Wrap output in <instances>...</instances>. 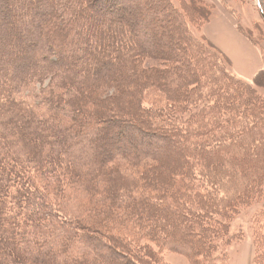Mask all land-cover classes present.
Here are the masks:
<instances>
[{
	"label": "trees",
	"instance_id": "16d2710c",
	"mask_svg": "<svg viewBox=\"0 0 264 264\" xmlns=\"http://www.w3.org/2000/svg\"><path fill=\"white\" fill-rule=\"evenodd\" d=\"M131 1L0 0V264H215L264 197V66L196 35L204 0Z\"/></svg>",
	"mask_w": 264,
	"mask_h": 264
},
{
	"label": "rangeland",
	"instance_id": "374dc122",
	"mask_svg": "<svg viewBox=\"0 0 264 264\" xmlns=\"http://www.w3.org/2000/svg\"><path fill=\"white\" fill-rule=\"evenodd\" d=\"M171 1L173 4L178 5L179 0ZM204 1L211 6L213 5L212 11L215 9H224L235 17L236 23L241 28L243 34L245 36L247 35L250 40L257 45L264 63V20L255 2L251 0ZM147 2H149V8L146 7L143 9L142 6H144L145 0L131 1V17L139 19L140 16L146 15V17H150L151 15H157L154 12H158V10L161 9L162 3L156 0H147ZM189 26L196 35L204 36L202 26L199 29L190 24ZM90 47H93L92 42L87 44V48ZM229 70L235 73L230 60ZM262 78H264V76ZM251 79L248 81H251ZM255 89L264 99V87L255 86ZM209 171L211 170L207 169V173ZM228 182L223 184H228ZM229 226V234L223 246V259L215 264H264V197H261L259 200H253L246 205H241L238 212L231 218ZM159 256L161 264H194L186 256L166 249L161 250Z\"/></svg>",
	"mask_w": 264,
	"mask_h": 264
},
{
	"label": "crops",
	"instance_id": "0c3cea01",
	"mask_svg": "<svg viewBox=\"0 0 264 264\" xmlns=\"http://www.w3.org/2000/svg\"><path fill=\"white\" fill-rule=\"evenodd\" d=\"M205 38L231 61L233 71L251 79L262 68L263 57L254 44L239 29L235 17L224 9H215L208 22L202 26Z\"/></svg>",
	"mask_w": 264,
	"mask_h": 264
}]
</instances>
